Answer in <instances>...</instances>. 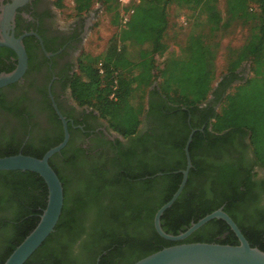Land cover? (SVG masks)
<instances>
[{
  "label": "trees",
  "instance_id": "16d2710c",
  "mask_svg": "<svg viewBox=\"0 0 264 264\" xmlns=\"http://www.w3.org/2000/svg\"><path fill=\"white\" fill-rule=\"evenodd\" d=\"M61 1L54 0L58 8ZM92 1L113 11L112 23L118 24L117 0H72L73 13L88 11ZM171 1L138 0L124 5L127 16L117 39H112L99 57L79 56L69 90L78 105L96 110L121 136L135 132L139 116L148 112L145 99L149 95L156 98L161 116H173V125L165 124L154 152L130 149L115 158L110 177L93 170L83 180L67 182L50 164L62 148L51 155L48 164L62 186L61 210L53 230L22 264H130L176 243L237 244L228 225L217 218L179 241L163 239L153 228L154 212L180 182L179 170L185 166L183 146L191 128L194 132L187 148L191 165L180 193L160 215V228L177 234L221 207L249 246L264 251V226L242 222L238 212L243 209L248 182H238L234 164L216 163L211 158L224 151L229 136L241 134L255 161L264 167V0H247L244 6L225 0L224 18L215 0H177L202 13L210 32L233 20L249 27L246 41L230 53L213 90L214 50L203 37L188 38L180 55L168 54L159 64L155 62V56L165 50L162 37ZM250 5H255V10ZM242 62H248L250 73L244 79L236 72ZM235 81L231 92L224 93ZM211 90L213 102L219 99V105L216 110L207 107L206 115L195 122L191 114L200 109ZM60 140L40 147L24 145L20 151L11 147L0 156L20 152L38 158ZM45 201L46 186L36 173L0 170V264L34 227ZM115 228L124 232L122 237L113 234ZM81 235V241L73 246Z\"/></svg>",
  "mask_w": 264,
  "mask_h": 264
},
{
  "label": "flooded vegetation",
  "instance_id": "af4514ba",
  "mask_svg": "<svg viewBox=\"0 0 264 264\" xmlns=\"http://www.w3.org/2000/svg\"><path fill=\"white\" fill-rule=\"evenodd\" d=\"M13 1L17 5L11 20L3 23L4 30L14 38L20 37L26 68L18 80L0 87V153L10 151L11 147L20 151L24 145L40 147L62 139V123L52 104L66 121L68 138L60 153L51 157L50 164L67 182L83 180L93 170L110 177L115 170V158L130 149L154 152L165 124L174 123L172 115L163 117L158 112L154 96H146L149 109L139 116L135 132L121 136L109 128L96 110L78 105L70 94V79L77 72L92 13L88 10L65 18L54 0H0V20L4 8ZM15 64V53L0 46V72L12 70ZM212 92L211 98L191 114L195 122L202 120L207 107L217 109L219 99L213 102ZM223 147L224 151L213 155L212 160L234 164L238 182H248L241 202L243 209L238 211L241 221L264 226V167L255 161L241 134L229 136ZM123 233L115 228L113 234L122 237ZM127 234H132V227ZM82 237L72 245L76 246Z\"/></svg>",
  "mask_w": 264,
  "mask_h": 264
},
{
  "label": "water",
  "instance_id": "95a60500",
  "mask_svg": "<svg viewBox=\"0 0 264 264\" xmlns=\"http://www.w3.org/2000/svg\"><path fill=\"white\" fill-rule=\"evenodd\" d=\"M17 5L16 2L8 4L4 8L2 20H0V46L10 48L16 56L14 68L8 72H0V87L18 80L26 68V55L23 50L20 37L14 38L4 30V22L12 18V13ZM54 111L62 123L63 136L55 145L49 147L40 157L25 155L20 152L11 155L0 156V170H20L36 173L46 186L45 206L38 215V220L34 227L23 237V239L13 248L2 264H22L26 258L41 244L44 238L53 230L62 206V186L54 170L48 164V158L65 145L68 133L66 121L59 111L52 104ZM194 129L191 128L187 134L183 153L185 166L180 169L181 179L177 188L170 198L160 205L153 214L152 225L155 232L163 239L169 241H179L184 239L202 224L212 218L223 220L237 239V244H223L216 242H187L176 243L162 247L151 252L130 264H264V251L256 247L249 246L246 239L232 219L218 207L205 214L190 224L177 234L165 233L159 224L162 212L169 207L180 193L188 170L190 159L188 155V144ZM98 258H96L97 261ZM97 264V263H96Z\"/></svg>",
  "mask_w": 264,
  "mask_h": 264
},
{
  "label": "rangeland",
  "instance_id": "374dc122",
  "mask_svg": "<svg viewBox=\"0 0 264 264\" xmlns=\"http://www.w3.org/2000/svg\"><path fill=\"white\" fill-rule=\"evenodd\" d=\"M133 3L138 0H129ZM230 2L244 6L247 0H230ZM118 24L112 23L113 11H106L99 2L92 1L89 11L92 13L91 28L83 43V53H87L93 57H99L104 53L107 45L113 39H117L120 26L123 25V18L127 14L122 10L124 4L117 0ZM60 12L65 18L73 14L72 0H62ZM216 9L220 17L224 18L226 11L225 0H215ZM255 10V5H250ZM167 12V28L162 37V42L165 45V50L161 55L155 56V62L160 63V60L168 54L178 56L182 52L188 38L199 36L203 37L214 50L213 59V76L210 83L211 89L216 86L220 76L224 73L228 57L233 50L238 49L247 39L249 27L246 24L239 23L237 20L230 21L223 27H218L212 32L209 31V23L202 13L191 11L187 5L181 1L172 0L166 8ZM193 13V14H192ZM182 18V19H180ZM181 47V48H180ZM130 50V49H129ZM239 77L242 79L250 75L248 70V62H242L236 69ZM225 90L231 92L233 84ZM211 90V92H212ZM210 92V93H211ZM223 93V94H224ZM210 94L207 95L208 100Z\"/></svg>",
  "mask_w": 264,
  "mask_h": 264
},
{
  "label": "built area",
  "instance_id": "2783aa9c",
  "mask_svg": "<svg viewBox=\"0 0 264 264\" xmlns=\"http://www.w3.org/2000/svg\"><path fill=\"white\" fill-rule=\"evenodd\" d=\"M119 1H121L124 4H127L129 2V0H119ZM180 19H182V18H180ZM125 20H126V16L123 18V21H125ZM99 71H100V69H99Z\"/></svg>",
  "mask_w": 264,
  "mask_h": 264
}]
</instances>
